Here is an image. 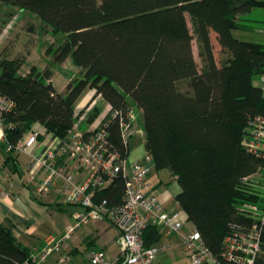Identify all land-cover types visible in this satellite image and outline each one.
<instances>
[{"label":"trees","instance_id":"16d2710c","mask_svg":"<svg viewBox=\"0 0 264 264\" xmlns=\"http://www.w3.org/2000/svg\"><path fill=\"white\" fill-rule=\"evenodd\" d=\"M0 3L36 20L55 39L46 50L43 69L33 66L24 74V58L0 59V94L15 104L6 115V150L34 133L35 125L54 139H65L78 122L79 102L88 90H95L110 112L134 108L141 113L146 155L153 157L157 171L168 170L177 179L182 190L177 202L214 256L222 254L233 227L254 224L242 209L264 204V191L253 181L264 171V160L250 153L243 141L249 120L264 116V92L254 85L264 76V45L238 40L233 32L251 30L246 16L264 9V0ZM212 32L229 55L221 66ZM69 59L79 74L60 93L51 80ZM110 133L114 149L129 159L131 150L122 142L118 122L112 123ZM6 163L17 172V153L8 152ZM125 188L119 175L97 193L96 202L121 206ZM161 234L148 228L146 245L159 242ZM32 254L14 235L13 224L0 223V264H26ZM256 264H264V232Z\"/></svg>","mask_w":264,"mask_h":264},{"label":"built area","instance_id":"2783aa9c","mask_svg":"<svg viewBox=\"0 0 264 264\" xmlns=\"http://www.w3.org/2000/svg\"><path fill=\"white\" fill-rule=\"evenodd\" d=\"M260 82L264 92V76ZM14 109L15 104L0 94V142L6 141V115ZM137 114L134 108L112 111L93 133L75 125L65 139H55L45 149H36L38 133L27 135L16 146L8 145L7 152L30 155L29 180H35L44 173L37 189L39 196L44 197L58 182H63L64 204L80 209L74 213L66 234L59 240L49 241L42 251L33 253L26 264H47L50 257L61 251L63 244L79 229L106 220L111 221L120 232L119 245L126 257V264H160L159 257L170 251L169 244L146 245L145 232L150 227L159 229L169 237L179 236L190 264H223V261L256 264L262 248L264 204H246L243 207L242 211L253 217L254 224L251 227H233L224 241L222 254L214 256L196 227L186 228L185 213L179 203L178 209L168 210L153 192L149 183V176L155 170L153 157L145 155L142 160L130 162L129 159H122L111 144L110 127L114 122L120 125L122 142L127 149L131 150L135 136L146 138L142 128L135 130ZM243 146L264 160V116L249 120ZM75 167L86 173L82 183L77 181ZM119 175L126 181L123 204L110 207L107 200L96 202L97 193L108 189ZM87 259L90 264L116 263L98 249L89 250Z\"/></svg>","mask_w":264,"mask_h":264},{"label":"crops","instance_id":"0c3cea01","mask_svg":"<svg viewBox=\"0 0 264 264\" xmlns=\"http://www.w3.org/2000/svg\"><path fill=\"white\" fill-rule=\"evenodd\" d=\"M47 64L48 59L46 65L41 68H45ZM25 67L22 72L29 73L30 67L28 65ZM78 74L79 69L73 60L69 59L60 70L55 71L51 83L58 92L64 93L69 83ZM254 85L262 88L256 82ZM76 111L79 116L76 125H79L85 132L93 133L97 130V126L102 125L107 119L111 108L103 101L102 97L97 95L95 90H88L79 102ZM97 112L98 114L102 112V114L92 125L91 122L95 117L97 118ZM139 114L141 115L140 112ZM33 131L39 134V144L36 149H45L55 142V139L47 134L41 125H35ZM135 137L143 140L139 146L144 148L145 153L146 140L140 136ZM5 142H0V223L13 224V232L19 242L29 248L32 253H38L47 246L49 241L59 240L66 234L68 227L72 224L74 213L80 209L64 204L65 184L63 182H58L44 197L39 196L37 189L44 173L35 180L28 179L30 155L27 153H17L18 170L14 172L11 166L6 163L8 152L4 147ZM131 153L130 162L142 160L146 155L145 153L144 156L132 160ZM75 171L77 172V181L82 183L86 177L85 171L79 167H75ZM149 183L165 208L168 210L179 208L177 197L182 190L177 179L168 170L157 171L155 169L149 176ZM70 208L75 210L70 212ZM184 220L187 229L193 226L186 215H184ZM83 228H88L87 237L75 247L67 245L65 242L61 251L53 254L47 264H90L87 259V251L91 249L104 252L110 259L116 261L115 264H126L125 256L121 253L119 245L120 232L111 221L93 222ZM76 233L73 237L76 236ZM180 241L181 239L177 235L169 237L164 233L161 234L159 242L152 246L169 244L171 249L159 257L160 264H190L182 250ZM67 255L70 258L66 262H62L61 260Z\"/></svg>","mask_w":264,"mask_h":264},{"label":"rangeland","instance_id":"374dc122","mask_svg":"<svg viewBox=\"0 0 264 264\" xmlns=\"http://www.w3.org/2000/svg\"><path fill=\"white\" fill-rule=\"evenodd\" d=\"M246 19L248 20V25L250 26L251 30H235L233 32L234 37L244 42L264 45V9L253 10L251 14L246 16ZM189 23L191 30L194 33V27L190 18ZM3 24V35L0 38V59L6 57H21L25 59V66L28 65L30 67L29 69H31L33 66H37L40 68L44 67L47 63L46 50L52 43H54L55 39L49 36L46 30L42 28V26H38L40 24H38L36 20L32 19L29 16H24L14 9L6 7L5 5L0 3V25ZM31 27H34V29H32ZM211 36L214 45L216 60L221 66L228 59L229 55L222 49L217 34L212 32ZM194 52L196 60L199 64V69L202 70L203 62L200 58V49L197 39H195L194 42ZM255 82L263 87V84L259 79H255ZM137 113V124H135V130H139L141 128V116L138 111ZM101 114L102 112L99 114L97 112V118L95 117V119L91 122L92 125L95 124L96 120L99 119ZM100 126L101 124L97 126V129ZM83 129H85L84 126ZM142 143L143 140L141 138L134 137L132 139V160L144 156V148H140L139 146ZM253 181L258 182L260 184H258V186L261 187L262 191H264V171L254 176ZM69 210L70 212H73L75 209L70 208ZM61 219L64 220V218ZM82 228L77 231L76 236L67 241V245L75 247L79 245V243L83 241L85 237H87V235L89 234V232L87 234L88 228ZM71 256L74 257V255ZM64 258L68 260L70 256L67 255V257Z\"/></svg>","mask_w":264,"mask_h":264}]
</instances>
